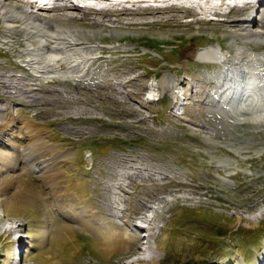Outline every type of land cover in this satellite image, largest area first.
Instances as JSON below:
<instances>
[{"label": "rangeland", "instance_id": "1", "mask_svg": "<svg viewBox=\"0 0 264 264\" xmlns=\"http://www.w3.org/2000/svg\"><path fill=\"white\" fill-rule=\"evenodd\" d=\"M4 1L16 8L32 6L23 0ZM138 4L135 16L118 12L124 7H115L117 13L113 9L107 19L92 11L80 20L79 11L64 13L67 23L98 31L83 40L118 49L103 48L77 85L67 82L70 94L81 100L65 101L57 94V109H47L38 124L20 109L7 133L0 128V264H130L142 257L143 238L149 233L161 260L138 264L259 261L264 212L257 221L251 217L264 211V122L250 119L247 112L237 115L236 102L220 96L227 89L217 83L223 65L197 59L199 49L212 44L237 56L233 36L244 33L242 26L231 23L240 20L237 9L225 22H187L189 17L196 20L194 10L166 12ZM51 17L61 16L55 12ZM93 19L104 25L94 26ZM27 36L21 20L11 27L0 16V59L25 52ZM236 41L243 44L240 38ZM253 48L264 51L263 44ZM166 74L186 78L185 91L195 80L199 83V104L187 115L189 121L205 123L202 129L194 131L190 122L185 125L176 116L177 104L161 85ZM182 83L175 88L178 92ZM157 86L161 100L151 102L156 96L150 91ZM77 106L96 113L78 114ZM61 108L71 117L53 121L50 111ZM89 150L92 160L86 156ZM28 156L44 163L43 174L31 169ZM223 177L234 185L225 184ZM24 194L29 198L25 204L2 207L6 199ZM105 203L122 208V218ZM83 212L95 217L86 215L89 222L81 221ZM148 214L156 216L153 225L144 227L152 217Z\"/></svg>", "mask_w": 264, "mask_h": 264}, {"label": "bare ground", "instance_id": "2", "mask_svg": "<svg viewBox=\"0 0 264 264\" xmlns=\"http://www.w3.org/2000/svg\"><path fill=\"white\" fill-rule=\"evenodd\" d=\"M36 1L37 0H33L31 2L32 5L31 7L26 6L19 8H16L13 5L7 3V1H4L2 6L0 7V16L4 18L5 24L6 25L8 24L11 27L12 25L14 26L16 20L18 19L21 20V26L26 31V33L29 34V36H27L25 40L27 50L24 52V54L26 57L21 58L22 60L20 62L22 65L28 67L32 72H34V74L45 83L50 82L53 79H58L61 81H67L69 79L76 81L78 77L86 75L88 66L90 65V63H92L93 60L95 61V59L98 57L99 54H101L102 52L101 50L103 48H107L111 50L118 49L117 46L104 47L99 42L91 43L86 40H83L82 37L85 36L86 39V35L94 36L96 35V33H98V31H94L92 29H85L80 25H71L66 22L68 19L64 15V13H66L67 11H77V12L79 11L83 16L81 18H76V19L80 20V19H85L88 16V13L92 11L97 15L103 16L104 19H107L110 15H112L111 13L113 9H116L118 7V5L114 4V2H112L111 0H104L107 6L105 9H101L99 11L91 8H83L79 5L73 4V2L68 3L69 1L67 0H66L67 4L63 3L65 2V0H55L54 3L55 5H51L52 3L49 2L46 5H43L42 7H40L39 4L37 3L39 0L37 2ZM85 1H89V0H83L84 3H87ZM237 1L238 0H230L231 3H236ZM261 1L262 0H260V3ZM200 2L205 13H208L210 10H212V13L213 10L220 11L221 7L225 5V3L223 2L220 3L219 1L216 0H201ZM239 3H242V6L238 7L236 13H237V17L240 16L239 17L240 20L231 22V23H236L238 26H242L244 30V33L236 34L233 36L236 49L238 52L237 56L231 57V55H229L230 53L229 54L226 53L227 51H225L220 44H215V45L212 44L207 47L199 49L197 53V59L199 61H203V63L210 62L214 64L217 62L216 64L223 65L224 67L223 69L225 71L222 73V78H220L219 80L221 83L220 88L221 89L227 88V89L223 90V92L220 93V96H225L230 100V102L233 103L236 102V104H234V108L233 107L232 108L234 109V112H237V115L247 112L246 114H249L250 119L258 123H261L262 121L264 122V109L259 107V105L261 104V98L264 100L263 98L264 51L262 54L256 53L253 47L258 44L264 45V32L258 33L256 31L253 32V30H256L257 27L264 28V12L262 10L260 11V9L264 7V3L260 5L259 10L255 9L256 6H254L255 5L254 0H247L246 2L239 1ZM137 4L132 3V7L134 9L124 8L123 10L118 11V9H116L115 11L116 13L117 11L118 12L128 11L130 13L129 15L135 16V14L137 13L136 11L137 8L135 9L134 6H136ZM151 6L152 5H150L149 7ZM252 9L253 11H251ZM167 11L168 10H166V12ZM39 12L46 13L47 15L45 17H42V15H40ZM55 12H58L61 17L52 18L51 14ZM233 12L234 11H232V13ZM138 14L139 13H137V15ZM72 19L74 20V18ZM106 21H111V20H106ZM92 24H94V26H100L102 24L104 25V22L93 19ZM236 38L237 39L240 38L243 44H239V42L236 41ZM122 49H126V48L123 47ZM162 80L163 81L161 85L163 84L165 88L167 87L166 89L169 92L170 96L172 97L173 94L172 90L178 83L177 77L171 74H166ZM243 82L245 84L244 87L242 86ZM62 90L64 92L66 91L68 92V89L63 88ZM72 97L73 100H76V96H72ZM77 99L81 100V96L77 97ZM237 100H239L238 104H237ZM257 100L259 104H257L256 102ZM76 108L75 109L78 111V114H83V112H85V114L90 112L96 113V110L93 109L92 107L88 108V107L77 106ZM17 118H18L17 116L13 117V115H11V119L7 120L6 123L2 126L4 128L2 127L0 128H2L4 132L8 131L9 130L8 126L10 125V123L13 121L16 122ZM238 124H240V122ZM71 129L78 132L87 131L85 133H90L91 131L94 130L93 128H86L83 130V128L77 129L74 127H71ZM2 130L0 129V132ZM4 132H2V134H5ZM210 137H214V136H210ZM66 158H70V155L66 156ZM32 159L34 160V158ZM32 159L29 156L27 157V161L30 163L31 169L34 172H39V173L41 172L43 174L45 169L44 163H41L40 161L39 163H37ZM123 181L124 180H122L121 182L123 183ZM223 182H225V184H228L230 186L234 185L229 179L224 177H223ZM25 194L22 196L20 195L15 199L12 198L6 199L4 202V206L2 207L5 208L11 205L17 206L20 204L21 205L25 204L29 200V198L26 197L27 194L26 195ZM105 206L107 207L106 209L108 210L110 209L113 214L118 215L119 217L122 216L121 214V211H123L122 208L120 209L115 206L113 207L108 205L107 203H105ZM263 212L264 211L256 212L251 217V221H257V218L263 216ZM86 215L90 217H95L94 213L89 214L88 212L85 213L83 212L81 216V221L83 217H85ZM119 217L116 218L120 219ZM154 218L155 216L154 217L152 216L150 217V220L144 221L146 225L144 227H150ZM84 226H86V228H89V224H86ZM105 226L106 224H104V227ZM23 237H27V236H23ZM143 240L146 242H145V250L142 257L134 258L130 264H138L137 262L139 261H146L151 263L153 261L158 262L159 260H161L162 254L155 247L156 242H155L154 234L149 233L143 238ZM259 264H263V261H261Z\"/></svg>", "mask_w": 264, "mask_h": 264}, {"label": "built area", "instance_id": "3", "mask_svg": "<svg viewBox=\"0 0 264 264\" xmlns=\"http://www.w3.org/2000/svg\"><path fill=\"white\" fill-rule=\"evenodd\" d=\"M18 54H16L17 61H19ZM32 72L28 73L23 70H18L14 67H10L7 63L0 61V121L6 118L7 110H25L26 113L34 118L36 121H40L42 115L47 109L56 107L59 101V96L62 95L65 100H73L70 90L64 92L60 90L56 85L52 83H45L41 79L31 76ZM198 83L189 86L188 91L181 93L179 104L176 108V116L180 117L182 123L184 120H188L187 110L193 108L195 100L193 97H197ZM71 97V98H70ZM77 98V97H76ZM6 109V110H5ZM41 113V114H40ZM53 121L62 119L64 117H71L70 112L63 110L62 108L55 112L50 111ZM195 117L196 114H195ZM191 121H195L191 118ZM189 122V120H188ZM185 122V125L189 123ZM192 126V125H191ZM194 127V126H193ZM196 129V128H195ZM91 157L92 154L87 155Z\"/></svg>", "mask_w": 264, "mask_h": 264}, {"label": "crops", "instance_id": "4", "mask_svg": "<svg viewBox=\"0 0 264 264\" xmlns=\"http://www.w3.org/2000/svg\"><path fill=\"white\" fill-rule=\"evenodd\" d=\"M87 218V217H86ZM86 218H84V219H82V220H87ZM103 219H105V218H103ZM107 220V219H106ZM88 221V220H87ZM89 222V221H88ZM82 225V224H81ZM89 225H90V223H89ZM85 232V231H84ZM84 234V233H83Z\"/></svg>", "mask_w": 264, "mask_h": 264}]
</instances>
